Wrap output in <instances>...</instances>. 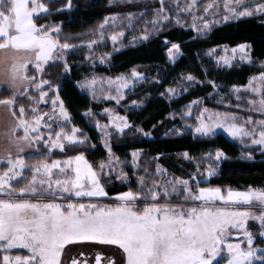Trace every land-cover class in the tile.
Returning a JSON list of instances; mask_svg holds the SVG:
<instances>
[{
	"label": "snow or ice",
	"instance_id": "snow-or-ice-1",
	"mask_svg": "<svg viewBox=\"0 0 264 264\" xmlns=\"http://www.w3.org/2000/svg\"><path fill=\"white\" fill-rule=\"evenodd\" d=\"M73 7V0H0V85H6L9 93L0 96V106L12 117L9 146L0 150V264H220L221 260L224 264H264V239L257 242V235L264 238V186L211 184L209 178L218 174L220 161L228 158L221 147L203 153L202 163L197 162L196 170L187 177L164 178L168 170L157 163L153 173L143 168L135 188L109 193L107 188L114 179L130 182L124 167H116L126 162L113 152V135L123 136L133 129L143 136L152 132L115 108H104L107 122L95 123L107 155L90 160L86 156L90 137L72 123L60 92L63 77L73 67L68 56L78 47H86L85 59H94V49L106 39L113 42L114 51L116 44L123 46L122 38L134 26L136 13L106 15L89 30L92 38L87 40L82 34L64 33L55 21L38 23L43 14ZM172 7L166 0H157L154 8L149 7L152 28L140 29L129 44L150 40L154 33L162 35L167 57L175 61L181 54V42L163 34L167 22L184 24L181 17L190 15L191 24L186 26L197 36H205L216 24L264 16V0H205L203 4L201 0H184L183 4L177 0L175 13ZM106 28L118 31L108 33ZM217 52L224 54L216 56ZM251 52V43L243 41L233 46L214 45L207 55L218 65L230 67L237 56L241 62H253ZM111 55L104 52L98 59L104 63ZM137 68L115 77L89 73L75 84L93 100L105 98L119 105L127 91L147 79ZM152 79L156 81V77ZM197 79L192 73L181 74L184 83L193 84ZM208 83L219 88L214 80ZM241 88L249 92V111L260 113L259 117L200 107L203 98L197 97L179 113H168L173 118L180 115L184 127L169 128L165 135L188 128L194 136L209 137L222 129L241 145L247 142L250 150L242 156L253 159L256 151L264 156V71L250 76L245 85H232L230 93ZM164 94L179 95L172 86ZM241 99L237 96V109ZM130 103L135 106L143 99ZM41 104L51 110L41 111ZM194 108L198 111L189 125ZM83 114L98 115L90 107ZM54 150H59L61 158H53ZM142 154V149L130 153L133 174L140 168ZM162 155L157 153L153 159ZM182 155L195 159L187 151ZM172 195L179 197L176 203L170 201ZM100 198L112 202H93ZM85 242H93L91 247L116 245L118 250L111 257L104 251L86 255L80 250Z\"/></svg>",
	"mask_w": 264,
	"mask_h": 264
},
{
	"label": "trees",
	"instance_id": "trees-1",
	"mask_svg": "<svg viewBox=\"0 0 264 264\" xmlns=\"http://www.w3.org/2000/svg\"><path fill=\"white\" fill-rule=\"evenodd\" d=\"M73 3L75 7L72 9L43 14L38 23L55 21L62 25L64 33L82 34L81 38L87 40L92 38L88 34L89 30L95 29L106 15L134 9L127 3L119 7L109 3V0H73ZM144 3L150 5L149 0L138 1L135 9ZM149 14H144V17H141L136 23L143 24L144 18ZM163 34L181 42V54L175 61L169 60L167 57L165 47L161 43L163 36L154 33L150 40L141 41L138 44H129V41L126 40L119 50L112 51L111 66H100L97 69L102 74L117 75L130 71L133 66H138L137 69L147 76L146 80L141 81L127 95L123 106L119 107V111L128 115L133 122L143 126L146 130H151L152 136L136 134L134 129L123 136L113 135L111 142L114 152L116 155L128 159L133 149H142L143 154L140 159L142 165L150 166L153 170L156 161L162 160L177 173L188 176L195 169L196 162H201L200 157L203 153L214 152L216 147H221L227 153L228 158L220 161L218 174L209 178L211 184L231 187L264 186V156H261L259 151L254 152L253 159L242 156V152L250 150L246 144L241 145L239 141H233L222 133L209 137L194 136L188 131L165 135L169 128L176 125L175 120L168 113H179L188 101L197 97L203 98V104L200 107L207 105L209 108L238 112L239 115H243L248 107L246 103L248 93L243 92L240 95L242 98L239 101L241 107L237 109L238 101L233 100L229 88L234 84H247L250 76L264 70V67L261 66V62L264 60V18L251 16L219 23L214 25L205 36H197L191 27L183 24L167 22L163 27ZM130 35V30H127L126 37ZM190 37L191 39H189ZM243 41H249L252 45L251 54L254 61L251 64L223 67L207 55V50L214 45L233 46ZM71 42L79 43L78 40ZM103 47L97 48L102 49ZM77 59L83 60V55L74 53L69 55V62L73 67L71 72L63 77L60 95L72 114V123L90 137L88 145L90 150L86 152V156L90 160L95 158L98 161L103 159L107 153L99 140L94 117L85 116L83 112L84 109L90 107L94 109L95 113H98L104 106L111 103L93 100L88 93L81 91L75 84L76 81L83 79V73L86 70L82 62H74ZM187 73L196 76L197 81L193 84L184 83L181 80V74L186 75ZM153 77H156V81L159 82L153 81ZM213 80L219 86L218 89L227 95V99L231 102L229 108H225L223 103L208 98L209 93H215V89L208 83ZM181 81L185 84L187 91L182 89L178 92L179 95L172 97L167 94L161 95V93H165L168 86H177ZM7 94H9L7 86L2 87L0 96ZM141 99H143V103H139L137 107L129 106L132 100L140 101ZM194 111L195 115L198 109L194 108ZM179 116L176 115L175 118L178 119ZM168 122H173L172 125H174L172 126ZM188 122H191V119ZM153 125L155 128L152 127ZM92 145H95L94 149L91 148ZM185 151L195 159H184L182 153ZM157 153L163 155L154 160L153 157ZM53 158H61L59 150H54ZM127 187H131V185L114 183L107 190L112 194L124 191ZM173 198L179 197L174 195ZM104 201L110 203L108 199Z\"/></svg>",
	"mask_w": 264,
	"mask_h": 264
},
{
	"label": "rangeland",
	"instance_id": "rangeland-1",
	"mask_svg": "<svg viewBox=\"0 0 264 264\" xmlns=\"http://www.w3.org/2000/svg\"><path fill=\"white\" fill-rule=\"evenodd\" d=\"M138 1H142V0H112V3L111 4H115L116 6H119V7H122L124 4H128V5H132V7H134V9L132 10H129V11H132V12H135L136 13V20H135V23H134V26L131 27V28H128L126 29V34H127V30H130V36L126 37V35L122 38V44L127 40L129 41L130 37L133 36V35H139V30L144 28L145 26L149 29L152 28V24L150 23V20H151V11H149V7H155L157 5V0H149L150 1V5L148 3H144L142 4L141 6H139L137 9H135L137 7V4L136 2ZM146 2V1H145ZM166 2L170 5V6H173L172 7V12L175 13V3H177V0H166ZM179 2L181 4L184 3V0H179ZM205 2V0H201V4H203ZM129 11H122V12H115V13H120V14H126L127 12ZM141 12H144V13H150L149 16L147 15L145 18H144V22L143 24H140V23H136L138 22V20L141 18V17H144L143 15H141ZM255 16H259V15H255ZM247 17V16H246ZM264 18V16H261ZM243 18V17H242ZM181 19L183 21H185L186 23H184L183 25H190L191 24V16L190 15H184L181 17ZM230 21V20H229ZM126 22V21H125ZM227 22V21H225ZM223 23V22H222ZM190 27V26H188ZM112 31H118V29H114V28H106V32L110 33ZM110 47H109V45ZM101 46H104L102 49H98V48H95L94 49V56L96 58L94 59H88L86 60L85 59V54L88 53V49L85 47V48H77L75 49V51H73L72 53L74 54H78V55H83V60L81 59H77V60H74V62H82L84 65H85V71H84V76L88 75L89 73H96V74H99V75H103V76H112V77H115L116 75H107V74H102L101 72H99L97 69L100 67V66H111V57L104 63H101L98 59V57L100 56V54L104 53V52H111L113 51L114 49V45H113V42L110 40V39H106L104 42H102ZM100 46V47H101ZM222 46H225V45H222ZM121 44H116L115 45V49L116 50H119L121 48ZM71 53V54H72ZM224 53L223 52H217L216 53V56H221L223 55ZM252 55V54H251ZM214 60L215 58L212 57ZM68 59H69V56H68ZM253 61H254V58H253ZM264 62V60L262 61ZM70 63V62H69ZM252 62H248V61H244V62H241L239 61V58L237 56V60L235 63H233L231 66H234V65H242V64H251ZM220 66H223V67H229V66H225V65H220ZM230 66V67H231ZM138 70V69H137ZM140 71V70H138ZM264 71V70H263ZM129 72V71H128ZM128 72H125V73H128ZM141 72V71H140ZM83 76V77H84ZM141 81L137 82L135 87L140 83ZM183 84V88H185V84L182 83V81L176 86H172V87H176L177 88V91H181L183 88L181 87V85ZM6 85H0V90L2 87H4ZM237 86H240V85H237ZM81 89V88H80ZM230 89L231 87L229 88V92H230ZM81 91L83 92H87V90L85 89H81ZM131 91H127L126 92V96H125V99L127 97V95L130 93ZM243 92H247L248 93V97H249V92L244 90L243 88H241V90L239 92H232L230 93L233 100H237V96H240L242 95ZM89 95V94H88ZM216 95V96H215ZM90 96V95H89ZM169 96V95H168ZM91 97V96H90ZM172 97V96H171ZM223 97V102H221V98ZM247 97V98H248ZM208 98L209 99H214L220 103H223V105L225 106V108H229L231 106V102L227 99V95L225 93H222V91L220 89H215V93H211V95H208ZM252 98H255V97H252ZM124 99V100H125ZM121 101V103L119 105H116L114 101H110L108 99H105V98H100V99H97L96 101L98 102H110L111 104L109 105H106L103 107L104 108H115L116 111H118L121 115H124L123 113H121L119 111V107L120 106H123V101ZM139 105V103L135 106L131 105V103L129 104V106H131L132 108L133 107H137ZM41 108V111H44V112H47V111H50L51 108L50 107H45L43 104H41L40 106ZM101 109L100 111H98V115H94V119H95V122L96 120H99L101 124H104L105 122H107V119H108V116L106 114H104L102 112ZM221 110V109H219ZM221 111H227V110H221ZM84 113V112H83ZM95 113V112H94ZM195 111L193 109V117L191 119V122H188L189 125H191L192 123H194V118H195V115H194ZM246 115H253V116H256V117H259L261 114L260 113H255V112H250L248 107L247 109L245 110V112L242 114H240L241 117H244ZM175 120V123L176 125H174L176 128H181V127H184V122L183 120H181V117L179 116V118H173ZM169 124L172 125L173 122H168ZM172 125V126H173ZM11 126H12V117L10 115V113L6 110V108L4 106H0V150H3L4 148L8 147L9 146V136L11 135V132H10V129H11ZM95 127H96V123H95ZM97 129V134L99 136V140L101 142V132H100V129ZM191 132L188 128H185V130L182 132V133H185V132ZM192 133V132H191ZM218 133H222L224 135H226L229 139L233 140V141H237V140H234L232 139L231 137H229L226 133H224V131L222 129H217V134ZM152 136V134L150 135ZM150 136H147V137H150ZM195 136H199L198 134L195 135ZM102 143V142H101ZM110 143L112 144V142L110 141ZM103 144V143H102ZM245 144L247 145V142H245ZM113 149V148H112ZM114 152V150H113ZM115 153V152H114ZM131 153V152H130ZM116 154V153H115ZM118 156V155H117ZM142 156V155H141ZM141 156L138 158L139 160V164H140V168L138 170H136L135 174H133V169H132V165H131V155L128 159H124L120 156V159L125 161L126 164L125 165H116V167L119 169L120 167H124V170L126 172L129 173L130 175V182H125V181H117V180H113L112 181V184L114 183H117L118 185H131V187L135 188L136 187V176L138 175H143L144 172H143V168L147 167L148 170H149V173H153L154 172V169L156 167V164L159 163L160 165H162L163 167H165L168 171L166 173V176L164 178H169L173 175H178V176H182L181 174L177 173L174 169H172L169 165H167L166 163H164L162 160H157L156 163L154 164V169L152 170L150 168V166H146V165H142L141 163ZM184 159L186 160H190L188 158H185L183 156ZM149 161V160H148ZM148 161H146V163H148ZM199 162V161H197ZM196 162V163H197ZM195 169L192 170V171H195L196 170V165L194 167ZM191 171V172H192ZM200 171L202 172V168L200 169ZM139 172V174H138ZM118 174V173H117ZM184 177H187V176H184ZM157 179H163L162 177H159L157 176L156 177ZM201 186H207V185H204L202 184ZM247 186H242V187H233V188H246ZM174 195H172L170 197V201L172 203H176L179 198H173ZM107 199V198H100V199H94L93 202H100V203H107L105 202L104 200ZM109 200V199H108ZM110 202H112L111 200H109ZM161 203L165 202L164 200H161L160 201ZM256 222H250V224H255ZM258 226V225H257ZM261 239H264V238H261L257 235V242H259ZM91 243L93 242H85L83 248H85V246H90ZM101 249H107L109 252H111L112 254L114 252H116L118 250V246L116 245H105V246H102V247H99ZM74 250H77V249H74ZM115 250V251H114ZM220 264H224V260H221Z\"/></svg>",
	"mask_w": 264,
	"mask_h": 264
},
{
	"label": "flooded vegetation",
	"instance_id": "flooded-vegetation-1",
	"mask_svg": "<svg viewBox=\"0 0 264 264\" xmlns=\"http://www.w3.org/2000/svg\"><path fill=\"white\" fill-rule=\"evenodd\" d=\"M80 250H85L86 255H88L89 253H93L95 251H104L105 252V256L106 257H111L113 254L111 252H109L107 249H101L99 247H91V246H85V248H82ZM77 250H73V252L75 253ZM115 251V250H114ZM89 258L91 259V256H89Z\"/></svg>",
	"mask_w": 264,
	"mask_h": 264
}]
</instances>
